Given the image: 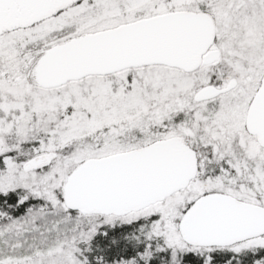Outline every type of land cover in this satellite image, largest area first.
<instances>
[{
	"label": "snow or ice",
	"instance_id": "1",
	"mask_svg": "<svg viewBox=\"0 0 264 264\" xmlns=\"http://www.w3.org/2000/svg\"><path fill=\"white\" fill-rule=\"evenodd\" d=\"M0 264H264V0H0Z\"/></svg>",
	"mask_w": 264,
	"mask_h": 264
}]
</instances>
